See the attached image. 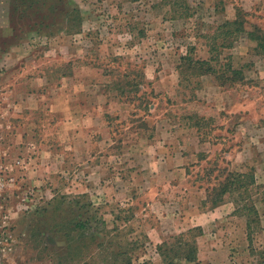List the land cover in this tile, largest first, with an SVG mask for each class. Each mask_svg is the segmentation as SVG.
<instances>
[{
	"label": "rangeland",
	"instance_id": "1",
	"mask_svg": "<svg viewBox=\"0 0 264 264\" xmlns=\"http://www.w3.org/2000/svg\"><path fill=\"white\" fill-rule=\"evenodd\" d=\"M216 1L215 5L219 3V0ZM232 2L235 4V1ZM214 3L213 0H53L56 10L52 8L48 19H41L42 14L23 11L21 0H0V182L5 185L0 190V204L4 207L0 214L7 217L4 221L12 239L11 250L1 258L3 264H103L102 258L94 255L96 248L89 240L90 230L84 239L87 249L77 256L67 257L64 233L55 228L62 215L61 211H53L57 204L50 207L49 202L65 197L63 208H67L68 202L81 195L87 196L93 208L97 209V212L88 209L90 214L84 219L94 216L106 223L104 231L96 233L97 243L103 242L104 234L110 233V237L114 236L107 239L111 241V250L116 249V245L125 247L126 242L131 241L143 244L141 254L138 252L140 255L134 251V259L138 260L133 264L145 260L159 263L160 257L147 238L149 228L156 224L153 216L156 207H147L146 203L159 190V193L167 191V185L156 187L155 183L163 182V178L153 177L148 171L141 173L140 170L146 167L140 165L138 159L134 161L131 155L136 148L142 149L144 143L140 146L141 143L136 144L135 140L140 137L159 138L168 127L172 131L168 135L170 147L177 144L186 148L181 140L177 143L176 131L186 119L199 129L201 126L207 129L209 120H202L197 113L209 106L206 105V94H212L213 89L217 92L218 86L223 90L225 85L244 90L248 96L231 109V119L227 123L222 122L226 128L221 126L215 132L218 138L224 139L214 148L215 162L212 161L214 157L202 163L197 162L199 158H183L187 167L197 173L198 180L195 179L194 183L189 178L184 181L175 173L165 178L167 183L173 182L169 184L173 190L169 191L167 200L180 201V204L168 207L171 212L160 227L164 233L172 234L162 236V241L173 243L170 237L200 227L202 234L196 237L197 262L192 264H258L261 261L259 255L249 253L245 217L241 213L225 214L223 207L215 212L212 200L204 199V189H208L207 196L213 195L211 188H217L223 180L224 174L218 175L212 169L231 172L253 167L256 185H264V56L257 54L254 42L241 40L245 39L244 36L239 37L232 48L209 54L210 39L217 32V25L227 21L222 15L216 16L212 7ZM73 9H79L83 16L79 33L65 28L63 16L59 14L60 11L71 13ZM256 15L253 12L242 17L244 26L248 25L249 30H253L255 21L259 20L258 23L264 25L263 18ZM186 55H190L192 60L217 57L218 63H211L217 70L216 75L194 76L197 70L187 65L179 70L180 58ZM10 57H20L14 67L9 66ZM228 64L234 70L241 69L242 79L232 77V70L226 69ZM20 67L25 71L24 78L20 76L17 79L14 90L11 87L7 89L12 80L10 69ZM73 73L74 80L83 81L96 91L103 90L107 100L115 99L128 107L122 112L117 103L114 106L111 104L108 108L110 114H106V106L96 104L94 117L99 115L98 122L89 131L85 120L74 118L69 123V117L75 110L70 108L73 105L67 106L66 103L68 110L64 106L63 111L50 112V107L55 104L62 106L63 101L68 100L65 95L59 99L54 94V98L53 93L57 87H62L67 93ZM37 75H45L43 80H47L50 86H42L36 81ZM60 80L62 83H59ZM171 88L174 91L171 92ZM24 89L36 92L39 98L43 96L45 104L48 103L41 120L38 115L26 112L37 111L29 108H21L15 112L18 116L6 119V104L10 98H15V104H20ZM84 93L92 96L85 91L80 94L82 102L77 99L76 107L82 113H85L84 105L91 103L85 99ZM221 101L224 105L229 98L223 96ZM36 103L29 105L36 108L39 104ZM187 113L192 116L187 117ZM12 120L15 124H10ZM27 121H33V127L37 125L31 130L37 134L33 137L35 141L38 138L50 149L46 153L54 155L53 159L44 158L48 161L44 172L41 167L38 170L39 162L28 165L36 156L32 151L35 143L27 140L28 144H19L20 136L17 134L21 132L17 130ZM59 121L61 124L56 127ZM155 122L159 124V131L162 130L159 135H155L152 125ZM105 123L110 127V141L103 139L108 137L103 134ZM60 127L61 130L58 129ZM75 128L76 135L73 132ZM9 135L18 136L14 143L22 149L14 147V150L8 151L5 145ZM82 142L88 150L79 149L78 145ZM172 149L168 148L165 154H170ZM11 151L13 155H10ZM86 151L92 153L87 159L84 158ZM72 154L78 156L75 158ZM86 162L93 164L97 170L89 181L88 191L83 182L86 175L82 172ZM133 165H138L140 170ZM28 166L31 174L25 178L21 172ZM167 167L175 166L171 163ZM99 173L102 174L100 178ZM194 173L190 174L193 180L196 177ZM113 174L127 180L126 183L112 179ZM102 179L109 180L111 185L103 187ZM38 180L40 183L36 184ZM129 181H133V185L127 184ZM150 182L154 186L142 193ZM260 197L261 194H257L254 198ZM236 198L233 193L227 194L224 200L233 204ZM87 200L81 199L80 202L82 204ZM244 204L246 200L236 206L233 204V208ZM162 207V210L167 208ZM257 207L262 213L261 204L258 203ZM129 208L135 212L133 220L126 224L120 220L113 225L114 217L123 219L129 215L126 212ZM43 209H48V214L40 216ZM94 225L92 220L90 227ZM114 226L121 233L113 232ZM260 227L255 229L253 238V248L258 251H262L264 246L263 216ZM178 264L185 262L179 261Z\"/></svg>",
	"mask_w": 264,
	"mask_h": 264
},
{
	"label": "crops",
	"instance_id": "2",
	"mask_svg": "<svg viewBox=\"0 0 264 264\" xmlns=\"http://www.w3.org/2000/svg\"><path fill=\"white\" fill-rule=\"evenodd\" d=\"M232 1H235V4ZM214 2L216 3L217 1L213 0V3ZM215 3H214V5H212V7L215 10L216 16L222 15L223 19H225L227 21L231 22V21L235 20L236 14L239 10V11H243L244 13H247V14L248 13L251 14L254 12V14L256 13L257 15L261 16V18H263L262 21L264 22V0H230V1L219 0V3L217 5H215ZM257 18H259V17H257ZM227 21H224L222 24H224ZM258 22H259V20H258ZM258 22L255 21L253 24L257 28L264 30V25H262L261 22L260 23H258ZM222 24H220V25H222ZM220 25H217V27ZM245 29L249 30V26L246 25ZM244 38L245 39H241V40H244L247 43L250 42L246 37H244ZM19 58L20 57H10L9 60L11 63H9L10 64L9 66H12L15 62H19V60H20ZM232 58L234 59V57H232ZM200 60L201 61L202 60L207 61V60H209V57H202V58H200ZM14 66L15 65H13V67ZM9 73L11 74L10 77L12 80L9 82L7 89L9 87H11V89L14 90V88L16 87L15 82L17 81V79L20 76H23L25 74V71H23V69L20 67L18 69H10ZM204 76H206V75H204ZM204 76L201 75L200 78L204 77ZM32 77H34V76H32ZM23 78H24V76H23ZM35 78H36L35 79L36 81L41 82L42 86H45V85L50 86L49 83H46L47 80H45V81L43 80V78H45V75L44 76L37 75V76H35ZM62 78H65V77H62ZM25 79L28 80V77H25ZM80 82L77 80H74V73H73L72 77L70 78V87H69V90L67 93H64L62 87H57L56 88L57 91L56 90L54 91L53 97L55 98L54 94H56L57 98L59 97V99H60L63 95H65L68 100L63 101L65 103L62 106L60 104H58V105L55 104L53 107H50L49 111L53 112L55 114L57 111H63V107L66 106V103H67V106L73 105L70 108L71 109L74 108L75 110H73V113L69 117V119H70L69 123L71 124L72 119H74V118L75 119L80 118L81 119L80 121L85 120V122L87 123V125H86L87 129H88L87 131H89V130L95 128V123L98 122L97 118H99V115L97 117H94L96 104H97V106H100V104H101V107L105 105L107 110H108L109 105L112 104V106H114L117 103L120 110H122V112H124V109L126 107H128V105H125L124 103H121L118 100H115V99H114V101L107 100L106 95L104 94L103 90L99 91L97 89V91H96V89L92 88L91 85L88 86V84L85 85V83L83 81H80ZM59 83H62V80H60ZM224 87L225 88L223 90H221V88L218 86L217 89H219V90H217V92H215V90L213 89L212 94L207 93L206 94V96H207L206 105L207 106L209 105V106H208V108L205 107L203 109L204 110L203 112L198 111L199 113H197L201 119L205 118L204 120H206V119L209 120L207 129H203V126H201V128L199 129L196 125H193L188 119H186V122L184 123V125H182L181 128H179L176 131V133H177L176 138L178 140L177 143L179 144V141L181 140L182 145L184 144L185 146H187L186 148L185 147L183 148V146H180V145H179L180 146L179 147V146H177V144L174 145L173 147H170L168 135H171L172 131L168 127H166L164 129L165 134L163 136H160L159 138H157V136L150 137V139L140 137V138H137V140H135L136 144L141 143L140 146H142L143 145L142 142H143L144 145H143L142 149L140 147L136 148L135 151L132 153L131 158H133L134 161H135V158L138 159L139 164L142 165L143 167H146V168H144V169L142 168L140 170L139 169L140 167L139 168L137 167L138 165H133V167L139 169L142 174H143V172L148 171L151 174V176H153V177L163 178L165 182L163 181V182L155 183L156 187H159L160 185H162L164 187L165 183L167 185V186H165L167 188V191L159 193V191H160L159 190L158 192H156L154 194L153 199L146 203L147 207H151V206L156 207L155 208L156 211L154 213L152 211L154 218H156V220H155L156 224H155V226L149 228L150 232L155 231V233H150V232L147 233L148 241L150 243H152V246L154 248L155 253H156V246L162 243V236L164 237V236H169L172 234V233H164L160 227L161 222L167 220L169 217L168 213H170L171 211H169L168 207L170 205H173V204L174 205L180 204V201H178V202L170 201L169 202V200H167L169 191L172 192V190H173L171 188L172 185H169V184H172L173 182L171 181V183H170V181H169L167 183L165 178H168V177H170V175H173L175 173L180 177V179H183L184 181L187 180L188 178L192 181V183H194L195 179L198 180L199 176H197V173L196 172L194 173L192 171L193 170L192 168L187 167V162L184 163L183 158H185L187 156H190L191 158L195 157L196 159L199 158L200 160L197 162L202 163V162L209 161L212 157H214V159H212V161L214 160V162H215L217 159L216 158L217 156H216V149L214 150V148H216V146L219 145L218 143H220V140L224 141L223 138H221V139L218 138V136L216 135L215 132L221 126L223 128H226L224 126V123H222V122L225 121V123H227L229 121V119H231V117H232V114L230 112L231 109L233 107H235L236 105H238L239 103L243 102L246 99V96H248V94L245 95L246 92H243L244 90L226 87V85ZM170 90L172 92V91H174V88H171ZM23 91L24 92H22L23 96L20 100V104L19 103L15 104L16 99L10 98L9 102L6 104L8 106V108L7 107H6V109L3 108L7 112V118L6 119H11V118H13V116L14 117L18 116V114L15 112L21 110V108H25L26 110H28L27 108H29V109H36L37 111L35 113L34 112L32 113V111H26V112H28V113L31 112V114L38 115L39 120H41L42 114L46 111V108L49 107V105H47L48 103L45 104L43 96H41L42 98L41 97L39 98V96H36V94H37L36 92H32L31 90H27V89H24ZM85 91H88L89 93H91L92 96H86L84 93L85 99L90 100L91 103H86L84 105L85 106V113H82L81 109L79 110L78 106L76 107V105H77V99H79V101L82 102L81 98H80L81 97L80 94L82 92H85ZM196 92H198V91H196ZM197 95H198V93H197ZM223 96L224 97L227 96L229 98V101H227L224 105H222V101H221V100H223ZM212 98L214 101H212ZM198 99H199V96L197 97V100ZM35 100L41 101L40 103L37 102L39 104L36 108H34V106H32V105H29V103H31V104L36 103ZM93 100H95V101H93ZM87 102H89V101H87ZM197 102H199V101H197ZM67 106L64 108L68 110L69 107H67ZM92 106H94V107H92ZM79 107L82 108L81 106H79ZM83 114H85L84 117H83ZM106 114H110L109 110L106 112ZM189 116H192V114L187 113V117H189ZM221 117L224 120H222ZM66 119H68V117ZM0 121H1V116H0ZM1 123H2V121L0 122V125H1ZM33 123H34L33 121L24 122L21 125V129L17 130L18 133L21 132L20 134H17L20 136L19 139H20L21 143L19 142V144H20V146H21V144H23V145L28 144L29 142L27 140H29V141L31 140L35 143L34 149H32V151H34V155H36V156L33 157V160H31V162H33V163H29L28 165L29 166H30V164L36 165V163L39 162L41 164L37 168H38V170H40V167L43 168L42 172H44V171H46V166L48 165L47 164L48 161L46 162V159H44V158L53 159L54 155H52L51 153H46L47 150H50V149L46 148L44 146L43 142L38 141V138H37V142L35 141L36 138H33V137L37 136L36 133L31 131L32 128H35L37 126L35 124V127H33V125H34ZM10 124H15V123L12 120L10 122ZM58 124L59 125L61 124L60 121L58 123H56L55 126L57 127ZM17 125L19 126V124H17ZM152 125L155 127V135H157V134L159 135V132L162 131V130L159 131V129L157 128V126L159 127V124L157 125V122H155V125H154V123H152ZM152 125H151V127L153 128ZM104 126H105V129L103 130V134L105 136L108 135V137H105L103 139L107 138V140L110 141V139H109V135H110L109 124L105 123ZM58 129L61 130V127ZM76 130H77L76 128H75V130H73L75 135L77 134ZM203 131H206V133H204ZM17 135H15V136L9 135L8 138L6 139L7 143L5 146L8 149V151L15 149L14 147H16L17 144L14 143V140H16V138L18 137ZM22 141H24V143H22ZM83 143L84 142H82L80 145H78L79 149L81 150V149L86 148L85 150H88L87 147H84V145L82 146ZM16 148H18L17 150L22 149L21 147H19V145ZM168 148L169 149L173 148L172 152L170 154H168V153L165 154V152H166V150H168ZM175 150H177V151H175ZM175 152H177V153L175 154ZM11 154L13 155L12 151L10 152V155ZM91 155H92V153H90L89 151H86V155L84 158L87 159V157L89 158V157H91ZM72 156H75V158H76L78 155L72 154ZM224 156H226V153L224 154ZM87 162L85 165L86 167H84V171H82V172L86 175L84 178L85 181H83V182L86 183L85 188L88 191V187L90 186L89 181H90V179L94 178L95 174H97V170H95V166L93 164L89 165V164H87ZM171 163L174 164L175 167H173V168L167 167ZM175 163H177V164H175ZM29 166H28V168H26L25 171L21 172L22 174H24L25 178H29L28 175L31 174V171L28 170ZM43 166H45V167H43ZM201 167H204V166H201ZM38 170H37V172H38ZM75 172H77V170H75ZM192 172L196 176V177H194V180L191 178V175H190V174H193ZM215 172L216 171L214 170V173ZM98 175H99V178L102 177L101 173H99ZM115 175L116 174H113V176L111 178L118 180L121 183H123V182L126 183L127 180H123L122 178H120L118 176L115 177ZM152 181H154V179ZM101 182L103 183L102 184L103 187H107V186L111 185L109 180L104 181V179H102ZM32 183H34V182H32ZM38 183H40L39 180L36 181V184H38ZM127 184H130V186H131V185H133V181L132 182L129 181V182H127ZM153 186H154L153 182H150L149 185H147V187L142 190V193H144V191L151 189ZM206 191L207 190L204 189V192H205L204 193L205 194L204 199L207 198ZM178 199H179V197H178ZM162 206H165L167 208L165 210H162V208H163ZM222 207L225 209V214H231L235 210V208H233L234 205L232 204V202H230L228 200H224L221 205L213 208V211L216 212L219 210V208H222ZM213 211H211V212H213ZM215 218H217V216ZM175 222H176V220H175ZM175 234H178V233H175Z\"/></svg>",
	"mask_w": 264,
	"mask_h": 264
},
{
	"label": "trees",
	"instance_id": "3",
	"mask_svg": "<svg viewBox=\"0 0 264 264\" xmlns=\"http://www.w3.org/2000/svg\"><path fill=\"white\" fill-rule=\"evenodd\" d=\"M53 0H21V8L23 11H31L34 15H41V19H48V14L52 11ZM183 1V0H182ZM186 1V0H185ZM49 3V5H48ZM183 3V2H182ZM183 5H186L183 3ZM183 8V6H180ZM183 9H187L184 7ZM50 10V11H49ZM53 10H56V8ZM41 11V12H40ZM59 14L63 16L62 22L64 23L65 28L70 31L79 33L81 31V22L83 20V16L80 13L79 9H73L71 13L60 11ZM248 16L247 13L242 11L237 12L236 18L233 21H227L224 24L220 25L216 29L215 35L211 37L209 43L208 52L218 51L220 49H230L234 46L236 40L239 37L244 36L249 41L255 43V51L257 54L264 56V31L253 27V30H246L244 26V21L242 17L245 18ZM246 23V22H245ZM218 63V58L214 56L209 57V60H192L190 55H186L180 58L179 70L182 69L184 65H187L188 68L190 66L191 69L197 70L194 73V76H201L204 74H214L216 75L217 70L212 67V62ZM231 64L226 66V69L232 70V77L242 79L241 77V69H232ZM233 80V79H230ZM229 80V81H230ZM148 108H150L148 106ZM217 171L218 175L224 174L223 180L218 183L217 188H211V192L213 195H208L207 198L212 204V207H217L222 204L224 201V197L227 194L235 193L237 198L234 199L233 204H240L243 200H246V204L242 206L235 207L233 214H240L245 217V232H246V240L248 242V249L250 255L257 254L260 256L261 261L258 264H264V246L262 251H258L253 248V238L255 235V229H261V216L264 217V185H256L255 177H254V169L253 167L247 168L245 171L243 170H234L227 171L217 169H212V172ZM224 172V173H223ZM207 193H208V189ZM261 194V197L254 198L256 195ZM213 196V197H212ZM57 199V198H56ZM55 198L49 202V206L51 207L54 204H57L53 209L55 213L61 211V216H59V222L55 225L60 232L64 233L66 238V255L67 257H74L81 254L87 246L84 243V239H86L87 231L90 230L89 240L95 246V257L100 256L102 258L103 264H133L134 259V251L136 254L140 252L143 248V244H138L137 242H126L125 247L120 245H116V249H109L111 245V241L107 239L112 238L109 236L110 233L104 234V241L97 243L96 233L102 232L105 229V221L101 218L89 217L85 218L90 213L87 211L95 210L93 208L91 202L87 200V196L81 195L80 197H75V199L67 203V208H63L65 204V197H59L57 200ZM81 199H86L85 203L80 202ZM261 204L263 208V212L260 213L257 207V204ZM85 211V213H84ZM127 217L121 219L119 216L113 218L112 224L115 225L118 221H122L124 224L129 223L135 217V212H131V209H126ZM48 214V209H43L39 215L45 216ZM83 218V219H82ZM94 220V227L91 228V221ZM113 232L121 233L119 228L114 226ZM132 232V231H131ZM202 234V229L200 227H195L189 229L186 233H181L174 237H170L169 239L173 241V243H168L166 241H162L161 244L156 246V253L160 257L159 263H153L151 261L145 260L138 264H178V262H185V264H192L197 262V245H196V237ZM264 236V234H263ZM143 239H146L143 236ZM111 250V251H110ZM92 254V253H91ZM139 254V253H138ZM139 254V255H140ZM136 258V257H135Z\"/></svg>",
	"mask_w": 264,
	"mask_h": 264
},
{
	"label": "built area",
	"instance_id": "4",
	"mask_svg": "<svg viewBox=\"0 0 264 264\" xmlns=\"http://www.w3.org/2000/svg\"><path fill=\"white\" fill-rule=\"evenodd\" d=\"M24 163H22L23 165ZM17 165H20V162H17ZM9 182H11V180H9ZM5 185H3L0 182V190H2V188H4ZM0 210H4V207L0 204ZM3 213V212H2ZM7 217L4 214H0V222L2 220V226L0 227V264H3L1 261V258L4 254H6L7 252H9L11 250V244H12V239H11V235L5 225V221ZM4 223V224H3Z\"/></svg>",
	"mask_w": 264,
	"mask_h": 264
}]
</instances>
